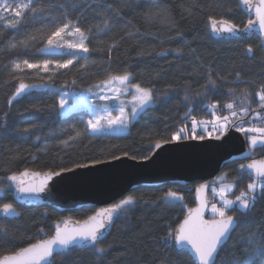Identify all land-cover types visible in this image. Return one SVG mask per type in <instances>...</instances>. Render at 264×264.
Returning a JSON list of instances; mask_svg holds the SVG:
<instances>
[{
    "label": "trees",
    "instance_id": "16d2710c",
    "mask_svg": "<svg viewBox=\"0 0 264 264\" xmlns=\"http://www.w3.org/2000/svg\"><path fill=\"white\" fill-rule=\"evenodd\" d=\"M53 2L57 5L64 4L71 18L80 17L81 24L85 27L96 23L101 18L97 13L103 12V6L108 4L118 8L122 18L113 14V29L106 34L94 36L90 48L97 50L89 57L86 72H77L79 65L70 71L61 70L49 87L33 89L19 97L11 106L7 104V99L17 82L10 79L9 68L5 65H9L14 59L68 57L57 53L37 52V49L43 46L42 33L38 30L47 31L44 21L29 22L23 25L19 32H5L3 40H0V49L5 48V41L13 35L22 39L32 34L37 36V41L33 42V46L28 50L0 51V121L4 120L5 112L10 113L4 128L0 129V186L9 183L3 180V177L24 168L37 171L59 170L63 166L74 167L76 163L89 164L97 159L105 161L121 155L134 156L137 160L145 159L150 155L156 141L170 138L185 124L191 126L190 121L183 119L184 113L188 111L186 105L193 107L192 115L197 119L212 117L211 112L203 107L204 104H216L217 113L223 116L229 113L225 105L232 101L239 104L238 97L242 95V90L247 89L253 96L250 111H264L257 107L258 97L255 96L259 86L264 84V51L260 47L259 35L252 34L243 40L218 38L211 35L206 27L207 17L210 15L225 16L241 26L245 24L250 17L239 5L238 0ZM188 7L192 8L191 14L185 11ZM157 9H167L168 18L157 17L147 21L145 14ZM53 15L62 16V13L57 8ZM136 29L139 31L136 32ZM128 32L133 34L128 36ZM113 40L119 41V44L111 53V70L122 72L127 68L135 75L133 82L154 87L156 103L140 113L130 123L126 132L94 135L84 133L65 146L60 142L67 140L69 135H75L70 125L74 124L82 131L83 122L91 117V111L87 107H80L64 116L58 107V101L64 93L87 94L90 86L106 78L103 69L109 62L107 47ZM248 45H252L254 50L252 58H249L245 51ZM176 48H181L182 53L171 51ZM164 49L169 50L168 54L158 55ZM209 67L215 70V89L205 88ZM236 72L241 74L244 83H233L236 80ZM217 74L226 79H219ZM73 79L77 81L75 85L71 83ZM6 81L8 82L5 83ZM25 82L41 83L28 76H25ZM229 89H234L235 93L230 94ZM186 94L188 101L184 100ZM69 101L72 102L71 99ZM33 105L40 111H34ZM251 118L253 119L250 114L247 120ZM253 122L257 121L253 119ZM23 128H31L32 131L27 134L17 131ZM63 129H67V132L62 131ZM197 134L204 135L202 131ZM252 152L254 158L264 157V150L259 147ZM241 164L246 163L243 160L227 162L220 171L227 174L224 181L235 183L232 192L234 196L245 190L246 185L254 178V174L247 170L241 172ZM197 183L180 186L170 182L158 186H139L129 191L125 196L134 194L138 203L128 213L127 218L117 220L110 229V235L103 242L104 245H113L107 259L112 264H194L187 252H178L171 242L165 245L163 237L168 226L175 227L187 209L194 205ZM170 188L182 194L183 206L177 203L175 207H169L160 202L158 198ZM208 198L211 200L209 195ZM13 199V188L5 187V190L0 192V203H13L20 210V215L16 218L4 219L0 215V225L7 229L6 233L0 234V253L24 244L27 238L33 241L42 238L41 228L51 235L53 222L61 217L83 220L97 210V207H82L72 211H59L47 205L22 206ZM229 214L237 217L238 225L219 251L216 264H232L234 256L243 258L242 254L246 248L251 252L250 235H255L256 243H259L264 235V199H258L255 208L247 215H242L239 211ZM206 216L209 217L208 211ZM54 264H95V257L86 249H77L64 256L56 255Z\"/></svg>",
    "mask_w": 264,
    "mask_h": 264
},
{
    "label": "snow or ice",
    "instance_id": "6c2138e0",
    "mask_svg": "<svg viewBox=\"0 0 264 264\" xmlns=\"http://www.w3.org/2000/svg\"><path fill=\"white\" fill-rule=\"evenodd\" d=\"M238 3L250 17L247 22L241 26L225 16L215 17L210 15L207 17L206 24L209 33L218 38L237 37L243 40L248 38L247 34L258 32L261 41L260 47L264 48V0H238ZM103 7L104 11L97 13L101 18L96 23L85 27L81 24L80 17L72 19L68 8L64 4H55L53 0H47V2L46 0H0V40H3L4 34L8 30L19 32L23 25L40 20L45 22L47 31L38 30L42 33L43 46L39 47L37 52L40 54L57 53L62 57H68L67 59L30 60L24 58L11 60L10 64L5 65V67L9 68L10 79L17 83L14 91L7 99L9 106L19 97L33 89L49 87L53 83L54 77L61 70L70 71L79 65L77 72H86L89 67V57L93 51L97 50L90 48L94 36L106 34L113 29V14H115V17L122 18L118 8H114L111 4ZM57 8L62 13V16L53 15V11ZM185 11L191 14L192 8H185ZM230 12L231 9H229ZM145 16L147 21H152L157 17L167 19L168 12L167 9L150 10ZM135 31L138 32L139 29ZM132 34V32L126 33L128 36ZM177 35L180 34L177 33ZM35 41H37L36 35L29 34L22 39H17L13 35L5 41V48L0 49V51L28 50ZM98 43L102 42L98 41ZM118 44L119 41L113 40L107 47L109 62L108 66L103 69L106 78L90 86L87 89V95L81 94L78 97V100L87 101L92 97H96L97 101H116L117 103L115 105L106 103L94 104L90 110L91 118L83 122L84 129L81 131L77 129L76 125H70L75 135H69L67 140L60 142L61 144L67 146L69 141H75L83 136L84 133L102 134L106 129L116 128L127 130L130 123L140 113L156 103L154 87L142 86L139 82H133L135 75L127 68L122 72H113L111 70V53L113 49L118 47ZM168 51V49H164L158 55L165 56ZM171 51L180 54L183 50L176 48ZM245 51L249 58H252L254 55L252 45H248ZM143 54L140 53V55ZM80 61H83V63L81 64ZM92 63L95 64V61ZM214 71V69L209 67L206 89L216 88L217 81L213 79ZM25 76L39 80L41 83H26ZM235 77L236 80L233 83L245 82L239 72L235 73ZM218 78L226 79L219 76ZM76 82V79L71 81L73 85ZM229 93L234 94L235 90L229 89ZM67 96L68 93H64L58 101V107L64 116L80 107L77 103L65 110V106L68 103L65 98ZM124 96H130L131 99L125 101L122 99ZM255 96L258 97L257 107L264 109V84L259 86ZM252 99V93L248 92L247 89L242 90V95L238 97L239 104L236 101L227 103L225 108L228 110L229 115L224 116L217 115L216 104H204L203 107L214 116L211 121L197 120L192 115L193 107L186 105L188 111L184 113L183 119L190 121L191 126L189 127L188 124H185L173 133L170 138L156 141L155 148L159 149L163 144L174 141H203L205 135H198V128L209 137L212 136V133H217L218 135L215 138L220 139L231 126L235 127L237 132L244 133L246 136L249 144V150L244 154L246 157H250L252 151L258 147L264 150V115L260 112L255 113L253 119L258 121L257 123L246 122L243 119L249 114ZM184 100H189L187 94ZM32 109L37 112L40 111L35 105L32 106ZM9 115V112L4 113V120L0 121V129L4 128ZM232 118H236V120ZM245 123H248L249 126L244 127ZM209 126H211V131H209ZM17 131L27 134L32 129L23 128ZM62 131L67 132V129ZM37 139H39L38 136ZM113 159H119V157L113 156ZM132 159H135V157L133 156ZM102 163H105V161L97 159L92 161L91 165ZM91 165L76 163L74 167L63 166L59 170L49 169L43 172L24 168L22 171L12 172L10 175L3 177L2 179L9 183L5 186H0V192L4 191L5 187H11L21 194V199H27L29 202L40 201V194L45 193L49 189V182L55 177H60L63 174L87 168ZM240 170L241 172L247 170L250 173H254L252 182L246 185L245 190H241L239 195H236L234 199H230L228 194L233 192L235 184L222 183L227 178L226 173L222 174L216 178L217 181L221 182L219 189L215 186L211 187L213 195L219 196L221 206L218 207L216 203H211L209 208V202L204 195L209 185L201 184L196 189L199 198L198 206L187 209L183 220L179 221L175 227L168 226L166 235L163 237V243L169 245L171 242L178 252H187L194 258V264H216L219 251L230 239L232 231L238 225L237 217L230 215L229 212L239 211L242 215H247L255 208L258 199H264V159H253L251 163L241 164ZM158 199L169 207H175L177 203L183 206L182 194L171 188ZM137 203V196L129 194L108 207L99 208L83 220L61 217L53 222L51 235H48L41 228L42 238L35 239V241L27 238L24 244L15 247L11 251L0 253V264H54L56 255L64 256L77 249L90 251L95 257V264H112L107 257L113 245H104L103 242L110 235V229L117 220L127 218L128 213ZM206 210L211 213V218L209 219L205 218ZM0 212L5 217L20 215L13 203H0ZM6 232V227L0 225V234ZM249 240L251 252H248L246 248L242 254L243 258L234 256L232 264H264V235L261 236L259 243H256L254 234L250 235Z\"/></svg>",
    "mask_w": 264,
    "mask_h": 264
},
{
    "label": "water",
    "instance_id": "95a60500",
    "mask_svg": "<svg viewBox=\"0 0 264 264\" xmlns=\"http://www.w3.org/2000/svg\"><path fill=\"white\" fill-rule=\"evenodd\" d=\"M252 34L259 35L258 32H253L247 34V37ZM216 135L218 134L206 136L203 141H174L163 144L159 149L154 146L147 159L137 160L128 155H121L118 156L119 159L105 160L102 164L89 163L91 166L87 168L55 177L49 182V189L40 194V201L29 202L27 199H21V194L14 188L13 200L22 206L47 205L59 211H72L82 207H97L98 210L110 206L139 186H158L170 182L187 186L198 182L194 190V205L191 207L195 208L199 204L196 189L201 184L209 185L204 193L209 200L211 179L222 170L225 163L243 160L248 164L253 159H264L254 158L253 152L250 157L244 155L249 150L247 139L245 134L237 132L235 127L230 126L220 139H216ZM17 210L20 213V210ZM206 213L207 210L205 218H211L206 216ZM0 215L4 219L18 217H5L2 212ZM191 258L194 262V258Z\"/></svg>",
    "mask_w": 264,
    "mask_h": 264
},
{
    "label": "rangeland",
    "instance_id": "374dc122",
    "mask_svg": "<svg viewBox=\"0 0 264 264\" xmlns=\"http://www.w3.org/2000/svg\"><path fill=\"white\" fill-rule=\"evenodd\" d=\"M81 94H79V95H76V94H68V96L67 97H65L66 99H67V101H68V103L66 104V106H65V110H67V109H69V108H71L74 104H79L80 105V107H87L89 110H91V107L94 105V104H96V103H106V104H109V105H115L117 102L116 101H108V102H104V101H97V99H96V97H92L91 99H89V100H87V101H85V100H78V97L80 96ZM83 95H87V94H83ZM71 99V101L72 102H70L69 100ZM73 99V100H72ZM122 99H124L125 101H127V100H130L131 99V97L130 96H124V97H122ZM79 107V108H80ZM129 107H130V105H129ZM256 112H260V111H253V110H251L250 111V113L248 114V116H246V117H244V120H247L248 118H249V115L251 114L252 115V117L255 115V113ZM262 115H264V111H262V112H260ZM217 115H219L218 113H217ZM226 115H229V113L228 114H226ZM212 117H209V118H200V119H197V120H209V121H211V120H213L214 119V116L213 115H211ZM220 116H222V115H220ZM224 116V115H223ZM91 118V117H90ZM233 119V118H232ZM248 121H250V122H252V123H254L253 122V119L251 118V119H249V120H247V122ZM258 122V121H257ZM257 122H255V123H257ZM244 127H248L249 126V124L248 123H246V124H244L243 125ZM129 128V127H128ZM128 130V129H127ZM198 131H201L199 128L197 129V132ZM209 131H211V126H209ZM104 132H113V133H123V132H126V130H122V129H119V128H116V129H106V130H104ZM214 134H217V133H212V135H214ZM204 135H205V137L206 136H208L206 133H204ZM247 144H248V141H247ZM248 146H249V144H248ZM222 174H224L223 172H219L214 178H212L211 179V182H212V184L210 185V192H209V196H210V199L211 200H209L210 202H209V208H210V205H211V203H216L217 204V206L219 207V206H221L220 205V200H219V196H214L213 195V193H212V191H211V187H213V186H215V187H217V189H219V186H220V181H217V177H219V176H221ZM213 182H215V183H213ZM252 181H250L249 183H251ZM222 183H224V184H228V183H234V182H232V181H223ZM235 184V183H234ZM196 188V187H195ZM234 190V189H233ZM229 195V198L230 199H234L235 198V196L234 195H232V193H229L228 194ZM125 196H123V198H124ZM122 199V198H121ZM209 199V198H208ZM120 200V199H119ZM118 200V201H119ZM117 201V202H118ZM208 214H209V216L211 217V213H210V211H208Z\"/></svg>",
    "mask_w": 264,
    "mask_h": 264
}]
</instances>
